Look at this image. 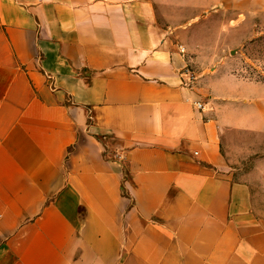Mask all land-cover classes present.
Instances as JSON below:
<instances>
[{"label": "crops", "instance_id": "0c3cea01", "mask_svg": "<svg viewBox=\"0 0 264 264\" xmlns=\"http://www.w3.org/2000/svg\"><path fill=\"white\" fill-rule=\"evenodd\" d=\"M189 1L0 0V264H264V81L192 70Z\"/></svg>", "mask_w": 264, "mask_h": 264}, {"label": "rangeland", "instance_id": "374dc122", "mask_svg": "<svg viewBox=\"0 0 264 264\" xmlns=\"http://www.w3.org/2000/svg\"><path fill=\"white\" fill-rule=\"evenodd\" d=\"M188 16L192 70L264 81V0L189 1ZM227 152L226 171L251 189L252 203L264 215V133L231 134Z\"/></svg>", "mask_w": 264, "mask_h": 264}, {"label": "built area", "instance_id": "2783aa9c", "mask_svg": "<svg viewBox=\"0 0 264 264\" xmlns=\"http://www.w3.org/2000/svg\"><path fill=\"white\" fill-rule=\"evenodd\" d=\"M180 51H181L182 53H185V52H186V48H185L184 46H181V47H180ZM191 79H193V78L191 77ZM198 105H199V107H202V103H201V102H198Z\"/></svg>", "mask_w": 264, "mask_h": 264}]
</instances>
